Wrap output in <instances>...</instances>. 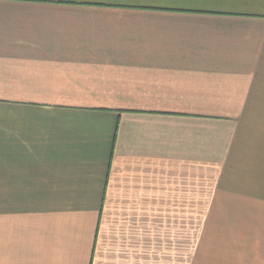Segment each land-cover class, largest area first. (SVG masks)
<instances>
[{"label": "crops", "instance_id": "1", "mask_svg": "<svg viewBox=\"0 0 264 264\" xmlns=\"http://www.w3.org/2000/svg\"><path fill=\"white\" fill-rule=\"evenodd\" d=\"M206 207L264 264V0H0V264H190Z\"/></svg>", "mask_w": 264, "mask_h": 264}, {"label": "rangeland", "instance_id": "2", "mask_svg": "<svg viewBox=\"0 0 264 264\" xmlns=\"http://www.w3.org/2000/svg\"><path fill=\"white\" fill-rule=\"evenodd\" d=\"M214 211L212 215V221L209 220V211ZM217 208L206 207V213L208 215L207 220L205 221V231L203 227V235L201 236L200 232V243H195L196 240L191 239V254H190V264H216L218 262H225V254H215V252H226L228 247H226L225 242H229L228 238H225L228 234L229 223H228V210L226 213L215 214ZM219 215V216H218ZM211 216V217H212ZM218 216V217H217ZM225 221V222H223ZM205 237L207 238V247L203 244ZM204 246L206 248H204ZM228 258V257H227ZM228 260V259H227Z\"/></svg>", "mask_w": 264, "mask_h": 264}]
</instances>
